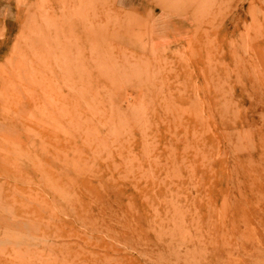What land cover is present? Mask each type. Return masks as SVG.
Returning <instances> with one entry per match:
<instances>
[{
  "label": "rangeland",
  "instance_id": "obj_1",
  "mask_svg": "<svg viewBox=\"0 0 264 264\" xmlns=\"http://www.w3.org/2000/svg\"><path fill=\"white\" fill-rule=\"evenodd\" d=\"M0 2V264H264V0Z\"/></svg>",
  "mask_w": 264,
  "mask_h": 264
},
{
  "label": "crops",
  "instance_id": "obj_2",
  "mask_svg": "<svg viewBox=\"0 0 264 264\" xmlns=\"http://www.w3.org/2000/svg\"><path fill=\"white\" fill-rule=\"evenodd\" d=\"M8 13L11 14L10 9L6 8L3 3L0 2V54L5 47V40L14 31V23L6 19Z\"/></svg>",
  "mask_w": 264,
  "mask_h": 264
},
{
  "label": "bare ground",
  "instance_id": "obj_3",
  "mask_svg": "<svg viewBox=\"0 0 264 264\" xmlns=\"http://www.w3.org/2000/svg\"><path fill=\"white\" fill-rule=\"evenodd\" d=\"M31 51L32 50H30V52ZM257 218H258V222H257L258 226H262L263 225V218H262V216L261 215L260 216H257ZM260 249L261 250L259 251V253L263 251V248L260 247Z\"/></svg>",
  "mask_w": 264,
  "mask_h": 264
}]
</instances>
